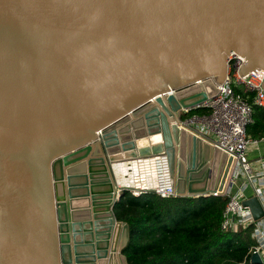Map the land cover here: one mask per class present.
<instances>
[{
  "label": "water",
  "instance_id": "95a60500",
  "mask_svg": "<svg viewBox=\"0 0 264 264\" xmlns=\"http://www.w3.org/2000/svg\"><path fill=\"white\" fill-rule=\"evenodd\" d=\"M230 53L264 69V0H0V264H128L120 162L224 196L236 160L176 112L218 94Z\"/></svg>",
  "mask_w": 264,
  "mask_h": 264
},
{
  "label": "trees",
  "instance_id": "16d2710c",
  "mask_svg": "<svg viewBox=\"0 0 264 264\" xmlns=\"http://www.w3.org/2000/svg\"><path fill=\"white\" fill-rule=\"evenodd\" d=\"M234 89L242 93L239 87ZM253 95L248 94L252 122L246 132L260 139L264 137V106L253 103ZM227 200L226 196L212 195L161 197L154 191L134 196L125 190L113 213L129 227L122 251L128 264H263L250 262L251 248L256 244L252 226L221 229Z\"/></svg>",
  "mask_w": 264,
  "mask_h": 264
},
{
  "label": "built area",
  "instance_id": "2783aa9c",
  "mask_svg": "<svg viewBox=\"0 0 264 264\" xmlns=\"http://www.w3.org/2000/svg\"><path fill=\"white\" fill-rule=\"evenodd\" d=\"M228 67L225 80L219 85L218 94L204 101L198 108H204L206 112L191 113L196 108H180L176 114L180 119L179 127L192 129L201 133L213 145L218 146L231 158L236 160L233 170L232 182L228 186L226 196L228 198L224 210L221 229H238L252 226L251 236L256 244L251 248L259 253L264 264V216L254 220L249 208L243 206L242 201L249 198L246 188H252V195L260 198L264 209V191L256 185L258 179L247 157V149L258 139L251 138L246 132V126L252 122V107L248 94L253 93L252 102L264 106V69H255L244 75L239 74L240 67L244 64V58L238 54L230 53L227 57ZM239 87L242 93L235 91ZM173 93L169 91L166 95ZM97 139L101 130L95 132ZM264 139V137H262ZM261 139V138H260ZM115 165L111 170V176L116 189V196L120 191H129L137 196L143 191H154L161 197L174 196L175 191L171 186H137L135 178L138 171L132 166L120 162L116 166H124L125 172H116ZM264 174V171L261 173ZM243 177V178H242ZM209 195L218 196V190L211 191Z\"/></svg>",
  "mask_w": 264,
  "mask_h": 264
},
{
  "label": "crops",
  "instance_id": "0c3cea01",
  "mask_svg": "<svg viewBox=\"0 0 264 264\" xmlns=\"http://www.w3.org/2000/svg\"><path fill=\"white\" fill-rule=\"evenodd\" d=\"M202 109L205 110L204 108H202ZM202 109H199L197 112H193V113H197V114L204 113ZM205 112H206V110H205ZM247 157H248V159H249V161L251 163V167L253 169L254 174L256 176H258L257 177L258 183H257L256 186L258 188H261L264 191V174H261L264 171V139L263 138L258 139V141L256 143L251 144L248 147V149H247ZM158 167L159 168H155L153 171H154V173L160 175L161 176V180L165 183V176H167V175H165L166 163L165 162L164 163H159ZM139 170L140 169H138V173H140ZM161 172H162V174H161ZM169 186H170V181H168V183H165L163 185V187H169ZM246 193L248 194V196L252 195V188L250 186H248L246 188ZM262 201H264L263 197H262Z\"/></svg>",
  "mask_w": 264,
  "mask_h": 264
},
{
  "label": "bare ground",
  "instance_id": "6f19581e",
  "mask_svg": "<svg viewBox=\"0 0 264 264\" xmlns=\"http://www.w3.org/2000/svg\"><path fill=\"white\" fill-rule=\"evenodd\" d=\"M132 167H133V169L135 171L136 170L138 171V169H140L139 170L140 173H137V176H136V178L134 180V181H136L135 183H136L137 186H144V185L154 186V185H158V186L162 187L166 183V181L164 183L161 180V176L160 175L154 173L153 170L155 168H158V167L153 165V164H144V165H139V166H138V164L136 166L133 164ZM114 168H115L116 172H122V171L125 172L124 166H116L115 165ZM161 174H162V172H161ZM165 175H166V173H165Z\"/></svg>",
  "mask_w": 264,
  "mask_h": 264
},
{
  "label": "rangeland",
  "instance_id": "374dc122",
  "mask_svg": "<svg viewBox=\"0 0 264 264\" xmlns=\"http://www.w3.org/2000/svg\"><path fill=\"white\" fill-rule=\"evenodd\" d=\"M243 178V177H242Z\"/></svg>",
  "mask_w": 264,
  "mask_h": 264
}]
</instances>
